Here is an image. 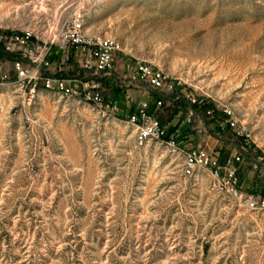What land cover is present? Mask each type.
Here are the masks:
<instances>
[{
    "label": "rangeland",
    "instance_id": "rangeland-1",
    "mask_svg": "<svg viewBox=\"0 0 264 264\" xmlns=\"http://www.w3.org/2000/svg\"><path fill=\"white\" fill-rule=\"evenodd\" d=\"M77 19L86 36L120 45L101 91L121 116L41 87L32 97L7 59L0 264H264V0H0V27L44 40ZM131 61L209 101L215 119L199 110L185 145L220 150L222 162L238 152V196L212 190L206 172L186 177L183 157L165 145L137 144L126 117L153 93L125 80ZM58 66L55 58L44 74ZM61 75L90 79L76 64ZM224 108L247 130L248 146L221 131ZM178 113L166 108L161 120L173 128Z\"/></svg>",
    "mask_w": 264,
    "mask_h": 264
},
{
    "label": "built area",
    "instance_id": "built-area-1",
    "mask_svg": "<svg viewBox=\"0 0 264 264\" xmlns=\"http://www.w3.org/2000/svg\"><path fill=\"white\" fill-rule=\"evenodd\" d=\"M77 19L65 26L58 35L44 40L33 30L10 31L0 29V47L8 57L0 54V85L11 81V75L5 71L7 59L12 60L14 83L29 90L34 97L39 88L50 91H62V97H80L84 102L103 109L113 117H119L120 107L116 102L106 100L102 94V80L114 76L116 62L120 53L113 46L112 40L99 38H82L78 31ZM58 60V72L55 76H46L54 59ZM71 64L90 79L76 77L69 81L61 74L69 70ZM125 80L130 85H141L149 88L152 98L135 104L132 112L126 117L127 123L136 131V141L143 146L150 141H156L168 147L173 153L184 159L183 174L192 178L206 172L211 178V188L220 194L238 196L240 181L238 165L242 157L238 152H232L222 162L220 150L210 151L206 147L185 145V140L192 141L193 136H187V128L195 123L197 112L203 111L204 116L214 120L215 109L208 108L209 101L202 95L183 94L184 85L173 78H163V72L144 62H128L124 67ZM76 84V85H75ZM182 105V106H181ZM178 108V126L171 128L164 124L161 116L166 108ZM183 110L185 116L181 118ZM223 119L219 122L221 131H232L236 139H244L245 146L249 145L250 136L245 128H241L234 113L228 108L221 111ZM205 133V132H204ZM203 134L198 130L197 135ZM242 150H245L242 147ZM264 208V198L259 199Z\"/></svg>",
    "mask_w": 264,
    "mask_h": 264
},
{
    "label": "bare ground",
    "instance_id": "bare-ground-1",
    "mask_svg": "<svg viewBox=\"0 0 264 264\" xmlns=\"http://www.w3.org/2000/svg\"><path fill=\"white\" fill-rule=\"evenodd\" d=\"M0 29H3L2 27H0ZM78 31H82V38H86V39H94L92 37H88L86 36L85 34V31H84V25L83 23L82 24H78ZM102 39H106V40H112L113 41V46L117 47V51L120 53L121 52V48H120V45L119 43L114 40V39H111V38H102ZM160 71V70H159ZM162 72V71H161ZM163 78H170L169 76H166L164 73H163ZM45 91L47 92H50V93H53L57 96H62V91H50V89H44ZM230 112V111H229Z\"/></svg>",
    "mask_w": 264,
    "mask_h": 264
},
{
    "label": "crops",
    "instance_id": "crops-1",
    "mask_svg": "<svg viewBox=\"0 0 264 264\" xmlns=\"http://www.w3.org/2000/svg\"><path fill=\"white\" fill-rule=\"evenodd\" d=\"M178 121H180V120H178ZM204 136V135H203ZM207 136H204L203 138V140L202 141H207L208 142V144H211V140H210V138H206ZM206 139V140H205ZM217 143H218V141H217Z\"/></svg>",
    "mask_w": 264,
    "mask_h": 264
},
{
    "label": "trees",
    "instance_id": "trees-1",
    "mask_svg": "<svg viewBox=\"0 0 264 264\" xmlns=\"http://www.w3.org/2000/svg\"><path fill=\"white\" fill-rule=\"evenodd\" d=\"M179 123H180V121H177V122L175 123L174 127L178 126Z\"/></svg>",
    "mask_w": 264,
    "mask_h": 264
}]
</instances>
